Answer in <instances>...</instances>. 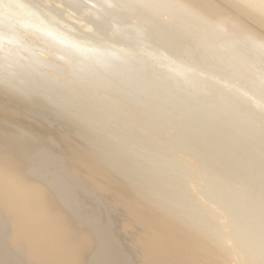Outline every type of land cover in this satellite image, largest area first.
Here are the masks:
<instances>
[{
  "label": "bare ground",
  "instance_id": "obj_1",
  "mask_svg": "<svg viewBox=\"0 0 264 264\" xmlns=\"http://www.w3.org/2000/svg\"><path fill=\"white\" fill-rule=\"evenodd\" d=\"M28 1L30 2V0ZM28 1L26 3L24 0H0V66L10 67L8 71L0 70V264H134L131 257H135L136 264H243L246 255L252 258L253 263L264 264V212L259 209V206L254 205V200L253 203L246 201V191L253 182L250 183V180L248 184L244 182L246 188L243 184L241 186H244L243 188L246 190L241 189L244 192L240 193V190L239 192L232 190V179H230V185H228L229 183L223 184L222 188L216 191V197L215 193L211 196L207 192L209 190L197 192L194 183H190V189L195 193L193 196L203 206L202 209L207 212L208 217L216 220L223 227L225 225L221 234L212 238L185 221V211L182 212L183 216L178 215L172 199L150 193L145 189L143 183H147L151 187L156 181V173L152 177L149 175L148 178L144 176L141 179L136 178L131 170L128 171L131 164L125 160L126 155L123 156L125 153L122 155L116 150V146V149H111L108 143L105 144L109 139L103 135L105 134L103 130H99L101 127L93 124L94 128L96 127L100 131L96 129V132H103L100 139L96 138V135L93 136L96 132L92 133L95 131L92 125L91 128L94 131L90 132L91 129L88 131L87 128L85 129L87 131L82 130L80 123H77L75 118H73L74 121L71 118L77 114L70 113L71 109L68 107L67 109L65 107L67 105L64 106L56 99L59 94L65 95L64 97L72 95L71 97L75 96L74 101L82 100L85 106L93 104L92 107L96 106V108L107 112L115 109L110 114L111 119H117L118 123L122 124V120L119 121V119L124 118L128 128L137 126V129L146 131L152 128L157 133L166 124L160 120V125H158L159 119L155 120L154 115L152 117L149 115L153 114L151 112L155 108L166 103L170 105L169 101L174 102L179 108H183L188 104V101L193 99L192 96V98L186 96L188 93L185 96L179 95L180 97L177 98L175 91L167 85L161 84L162 80L159 83L150 79L151 77H146L143 74L144 70L142 71L145 66V61L142 60L144 58L132 57V51L129 50L137 49V47L133 44H131L133 47L130 46L131 42H125L127 37L124 42H121L124 43L122 48L117 44L120 43L117 40L115 43L118 45H116L117 48L120 47L119 49L116 47L112 49L110 46V49L103 48L105 43L101 41H103L104 35L102 36V33L97 32L96 29L100 25L90 26L93 21L89 22L88 17H92L91 13L95 11L98 14V10L99 13L100 10L106 13L108 11V17L115 18L114 23L117 30L122 24L124 33L128 34L130 32L128 30L133 27L138 37H140L139 35L151 37V34L156 36L160 47L153 48V52L155 51L153 56L156 55L154 57H163L164 60L166 58L167 69L169 66L174 73L185 75L184 79L187 81L199 82V86L205 94L215 95L219 100L227 101L230 107L220 112L207 111L205 106L203 107L197 102L195 108L194 106L191 109L188 108L194 110L195 113L191 112V115L186 112V120L190 118L198 120L197 122L201 120L202 125H205L203 128L216 124H225L228 127L233 124L237 112L243 115L241 118L247 122L244 123L245 125L238 123L232 128L230 125L231 129L228 128L229 130L217 127L212 132L210 131L212 134L209 132L210 135L205 134L206 132L201 136L198 135L205 141L213 139L215 136H225L224 142L228 145L224 143L225 147L223 150L220 149L221 156L216 157L217 159L211 153L213 151L215 154L214 147L187 154L186 161L193 164L198 170H207L208 168V170L214 171L213 168L219 166L220 172V166L224 165L228 158L230 159L236 149L249 145L264 129L259 130L256 127L257 119L264 117V0H88L87 8L94 12L85 9L87 12L89 11L90 15L88 14V17H84V19H81L82 16L80 19L78 17L82 13L77 15L76 12L74 16L77 15V18L73 17L72 13H70L72 15L67 14L68 16L59 13L65 8V5L78 4L80 0H57L54 3L50 0H36V3L32 1L30 4ZM83 1L81 0V2ZM32 3L35 6L31 5ZM38 6H43L44 11H39L42 8L38 10ZM108 6L111 8L109 9ZM53 7H55V11L59 10V12L52 11ZM165 12L167 17L159 16ZM75 20L78 21L76 24L79 23L81 28L78 24L79 28L73 25ZM83 20L85 21L82 22ZM108 21L110 24L113 23ZM180 21L190 24L183 25V27L181 26L183 23ZM175 22L177 25L174 27L171 23L175 24ZM115 26L113 27L115 28ZM113 27L110 26L111 33L114 31ZM93 28L96 29L97 34ZM127 28L129 29L126 30ZM1 29L7 32L3 33ZM178 32L196 36L197 39L195 37L193 39L196 41L199 39L198 43L196 42L197 48L204 49L207 54L198 60H188L183 56H177L178 53L174 52L178 51V49H174L175 39H177V45H179V41L180 44H182V40L186 41V39H178L182 35H179ZM116 34L115 36H117ZM109 35L112 34L109 33ZM109 35L108 37L112 39L113 35ZM118 35V40H120L122 35L121 33ZM183 35L182 37L189 36ZM125 36L127 35L125 34ZM130 36L129 39H133V35ZM190 36L188 40H190ZM112 40L114 41V38ZM148 40L151 41L150 38ZM136 41H138L137 38ZM217 41L221 42L220 46L215 45ZM111 42H108L107 45L109 43L111 45ZM153 42L155 43V41ZM127 43V48L131 47L129 50L125 48ZM112 44L114 45V43ZM149 47L146 49L144 47V50H150ZM191 47L189 49L192 52L195 51ZM135 53L137 54L136 51ZM141 54L142 52L140 57ZM170 55L174 57L171 58ZM72 56L77 58L78 63L80 61V63L88 64L87 68L90 69L84 68L85 71H79L78 68V70L73 69L81 64H74L70 59ZM209 57L210 61L214 58L213 61L217 62L215 64L212 61L215 65L208 69L210 72L220 76L226 75L222 69H231L232 76H236V78L243 76V80L236 79L239 83L233 82L226 86L221 81L217 82V78L214 79L211 75L210 77L203 76L204 74L197 71L199 69L188 65L203 67L202 63L209 62L207 60ZM156 59L158 60V58ZM162 62L165 65L163 59ZM68 63L73 64L74 67L72 65L69 67ZM219 68L222 69L219 70ZM107 71L111 72L112 76H107ZM148 71L152 70L148 68ZM113 73L118 77H115ZM168 75L166 74V77ZM160 77L162 78V76ZM228 77L231 76L228 75ZM241 77L240 79H242ZM168 79L170 78L163 81L166 82ZM134 81H136V85L135 83L131 84L133 90L138 88L145 92L144 88L146 91L150 89L148 97L145 98L156 97L154 103L153 99L148 100L153 104L148 102L150 104L147 105L149 107L152 104L154 109H149L151 106L149 108L145 106L144 110L137 111L136 114L132 112L139 101L143 103L139 104L140 107L145 102L147 103L143 97L136 102L138 97L135 95H139L141 91L137 90L136 93L127 88L126 85ZM122 82L125 86L121 84ZM131 85L128 87H132ZM240 89L245 94L253 96L255 100L253 98L251 100L248 98L249 96L244 97ZM149 95L153 96L149 98ZM83 102H81V106H83ZM216 102L218 103L217 100ZM252 105H255L256 111L252 109L251 112L254 113L251 114L253 115H248L247 111H250ZM163 107V111H165L166 105ZM184 109L186 108L184 107ZM123 110H129L130 115L126 117L124 114L128 115V112L125 113ZM102 113L100 116L103 115ZM161 113L162 111L160 115ZM93 114L96 115L92 112L91 115L93 116ZM91 115H89L90 120ZM78 117L76 118L78 119ZM160 118L162 119V117ZM84 120L86 125L89 119L85 118ZM96 120L93 119V121ZM99 120L102 124V120ZM72 121L77 124L79 131L69 132ZM55 123H58V126H54ZM106 123L108 122L106 121ZM111 123L113 126L115 125L114 122ZM75 125L74 127H76ZM190 125L192 123H189ZM88 126L90 125L85 127ZM110 126L112 127V125ZM194 126L197 127V125ZM114 127L112 128L116 130L117 127ZM126 127L123 126L124 130ZM178 127L180 126L176 128ZM129 129L132 130V128ZM193 130L194 128L191 133ZM113 131L111 129V132ZM118 131L121 133L120 130ZM113 133L116 134V131ZM108 134L110 135V130ZM115 134L111 133L112 136ZM109 137L111 139V136ZM112 138L114 141V137ZM180 138L182 139L181 136ZM221 139L223 138L221 137ZM173 140L175 141V139ZM197 140L194 141L198 142ZM228 140H235V143L232 144L230 141L231 145ZM214 141L217 143L216 140ZM182 143L191 146V141ZM194 144L193 142L192 145ZM254 144V150L247 153L249 155L246 159L250 158L251 161L264 163V141L261 142L258 139V143ZM121 147V145L118 146L120 149ZM201 162H207L208 165L203 166ZM145 168H142V171ZM246 169L249 170L245 167L236 168L238 177ZM217 171L215 170V172ZM148 173L146 172V174ZM263 173L264 171L256 174V178L258 176L261 179ZM141 174L143 172L137 175L142 176ZM203 175L206 177V172ZM218 175L220 176L219 173ZM220 177H216L218 180L215 178V182H219ZM238 181L237 179L236 183ZM254 183L255 185L251 188L257 186L256 182ZM167 185L175 190L176 185L170 183ZM244 193L246 199L243 197ZM226 199L229 201L228 203ZM248 199L250 198L248 197ZM225 200L226 203L223 204ZM184 204L190 205L193 210L198 208V205L193 204L190 200ZM260 207L263 208L264 205H260ZM104 208H117L124 213L123 231L120 230L122 233L124 232L121 235L127 242V248L133 250L130 255L128 251L126 254L121 250L120 245L122 244L113 235L111 222L103 224L98 217H94L93 214L102 213ZM191 215H194V211H191ZM194 223L196 224V222ZM203 223L201 221L198 225L202 226ZM243 253H245L244 257Z\"/></svg>",
  "mask_w": 264,
  "mask_h": 264
},
{
  "label": "rangeland",
  "instance_id": "obj_2",
  "mask_svg": "<svg viewBox=\"0 0 264 264\" xmlns=\"http://www.w3.org/2000/svg\"><path fill=\"white\" fill-rule=\"evenodd\" d=\"M26 3H27V1L28 0H24ZM34 2V3H36L37 1H39V0H30V2ZM42 1V0H41ZM44 1V0H43ZM52 3H54V1H57V0H50ZM59 1V0H58ZM61 1V0H60ZM83 1V0H82ZM30 2L28 1V3L30 4ZM80 3H82V4H80ZM71 4V6H69ZM70 4H67V5H65V8L63 9V10H60V12H59V10H56L57 12H59V13H61L60 15H63V16H66L67 14L68 15H72L73 17H76L77 15H79L80 13H82V15H79L78 17H79V19H80V16H82V18L81 19H84V17L85 18H87L88 17V14L90 15V13H88L89 11L91 12V11H93L94 12V10H91V9H88L87 7H88V0H84L83 2H81V0L78 2V4L77 3H75V4H73V3H70ZM31 5H33V3L31 4ZM58 5V4H57ZM85 5H86V7H85ZM33 6H35V5H33ZM32 7V6H31ZM39 7V6H38ZM71 7V8H70ZM78 7V8H77ZM80 7H82L81 9H80ZM109 7V9L111 8L110 6H108ZM40 8H42V9H40ZM40 9V10H39ZM52 9V11H54V12H56L54 9H55V7H53V8H51ZM81 11H80V10ZM84 9V10H83ZM85 9H88L89 11L87 12V10H85ZM38 10L39 11H41V12H43L44 11V8H43V6H40L39 8H38ZM77 10V11H76ZM80 11V12H79ZM101 12L99 13V10H98V14H97V11H95L94 13L95 14H97V15H95L94 13H91L92 15V17H95V18H92V17H88V19H89V22H92V23H90V26L91 25H93V27H97V26H94V25H100V27H98V28H96L98 31L97 32H99L102 36H103V38H102V40L103 41H101V42H103V43H105L104 45H103V48L105 49V48H109V46L110 47H112V49H113V47H116V45L118 44V45H121L120 47L122 48V44H124V43H121L122 41L124 42V40H125V38L127 39V40H125V42L127 41L128 43H130L129 45L130 46H132L131 44H133L134 46H136L137 47V49H131V47L130 48H127L128 47V43H127V46L125 47L126 49H131V50H129L132 54H133V56L132 57H134V56H138V58H140V59H142V58H144V59H142V60H144L145 62V66L142 68V71H143V74L146 76V77H148V78H150V79H152L153 81H155V82H161V80H162V85L164 86H168V87H170L173 91H175V93H176V97L177 98H179L180 96H185L186 95V93H188L186 96H189L190 98H192L193 97V99H191L190 101H188L187 103L189 104V103H191V104H187L186 106H184L186 109H184V107L182 108V107H178L177 105H175V103L174 102H172L171 103V101H169L170 102V105L169 104H164L163 106H165L166 105V107L168 108V111H167V108H165V111H163V109H164V107L163 106H160V107H158L159 108V110H156V109H158V108H155V110H156V112H155V110H153L151 113H153V114H149V115H151V117H152V115H154L153 117H154V119L155 120H158V125H160L159 124V122H161V121H163L165 124H166V126L165 127H163L164 128V130H162L163 128H161L160 129V132L159 133H162V134H159V133H157L154 129H152V128H148L149 130L148 131H146V130H140V128L139 129H137L138 127L136 126V128H135V126L133 127V126H129V128H132V130L131 129H129L128 128V126L126 125V123L124 122L125 120H123V119H119V121H121L122 120V124L119 122L118 123V120L116 119V120H113V119H111L110 118V114L115 110V109H112V110H108V112L107 111H104L103 109H101V108H96V106H94V107H92L93 106V104H88V106H85L84 104V102L82 101V100H75L74 101V99H75V96H73V97H71L70 95L67 97H64V96H62L61 94H59L58 96L59 97H56V99L61 103V104H63L64 106L65 105H67V106H65L66 108L68 107V108H70L69 110H70V113H72V114H77V115H74V116H72L71 118H72V120H73V118H75L74 120L75 121H77V123H80V125H81V129L82 130H85L86 128H87V130L89 129H91L90 130V132H92V128H91V125L93 126V124H95L94 126H99V127H101V129H99V130H103V132H105V134H103V132H101V133H99L100 131L95 127L94 128V126H93V128H94V132H92L93 134L98 130L99 132H96L93 136H95L96 138H99L100 139V137L101 136H107L106 138H108L109 139V141H107L105 144L107 145V143H108V146H111L110 148L111 149H116L117 151H119V152H121L122 153V155L123 156H125V160L126 161H129V164H131V166L128 168V171H130L131 170V172H133L134 173V176L136 177V178H139V179H141L143 176L144 177H146V178H148V177H152V175L154 176V174L156 173V174H158V175H156L155 174V178H156V181H155V183L150 187L147 183H143L144 184V186L146 187L145 189H147V191H149L150 193H153V194H156V195H162V196H167V197H169L170 199H172L173 200V205L175 206V208H176V213L178 214V215H181V216H183L182 215V212H184L185 211V213H186V215H185V217H186V220L185 221H187L190 225H192V226H194V227H196V228H199L200 229V232L202 233H205V234H207V235H209V236H211L212 238H214V237H217L218 236V234H221V231H222V229L225 227V225H224V227L223 226H221V225H219L218 223H217V221L216 220H214V219H212V218H209L208 217V214H207V212L205 211V210H203L202 208H203V206L200 204V203H198L197 202V199H196V197H194L193 195L195 194L191 189H190V183H194V185H195V190L197 191V192H200V191H202V192H206V190H209V191H207L209 194H211V196H212V194H214L215 195V197H216V195H217V192L216 191H218V190H220L221 188H222V185L223 184H228V185H230V183H231V181H232V184L231 185H233V186H231L232 187V190L234 191H238L239 192V190H240V193H241V191H243L244 192V190H246L245 188H246V184L244 183V182H247V184H248V181L251 183V182H256V185L257 186H255L254 188H251V186H253V185H255V183L253 184H251L250 185V188H248L247 189V191H246V194H247V199H248V197L250 198V199H246V197H244L245 196V193H244V195H243V197L246 199V201L248 202V203H253V200H254V202H255V206L257 205V206H259V209L262 211L263 210V212H264V207L262 208V207H260V205L261 206H263L264 205V200H263V198H264V180L262 181V179H264L263 178V176H262V178L261 179H259L258 178V176H257V178H256V174H258L259 172H262V171H264V163L262 162H255V161H251L250 160V158L249 159H246V158H248L247 156L249 155V154H247V153H249V151H252V150H254V148H255V144L254 143H258V139H260L261 140V142H263L264 141V117H260V118H258L257 119V124H256V127H257V129H263L262 130V132L257 136V138H255V140L253 141V142H251V143H249V145L247 144V145H244L243 146V148L241 147V148H239V149H236L232 154H231V156H230V159L228 158V161L226 162V163H224V165H222V166H220V172H219V166H217V168H215L214 166V171L213 170H208V168H207V170L205 169V170H198L193 164H191V163H189V162H187L186 161V157H187V154H189L190 152H194V151H197L198 152V150H199V152H201V151H203V150H207V149H211V148H213L214 149V152H215V149H216V152H215V154L213 153V151L211 152L215 157V159H217L218 157H219V155L221 156V154H219V152H220V149L221 150H223V148L225 147V145H224V140H225V136H221L223 139H221V137L220 136H215V138H213V139H210V140H204V139H201V135L203 134V133H205V134H207V135H210V134H212L211 132L213 131V130H215L217 127H222V129H224V130H229L228 128H230L229 126L231 125V128H232V126H235V124H238V123H240V125L242 124V125H245L247 122L246 121H243L242 120V118L241 117H243V115L240 113V112H237L236 114H235V119H234V121H235V123H234V121L232 122L233 124H230L228 127H227V125H225V124H216L215 126H206L208 129H211V130H208L207 128H203L205 125H202L203 124V122L201 121V120H199V122H197L198 120H195L194 118H190V119H187L188 121H189V123L191 124L192 123V125H190L189 126V123H188V121L185 119L186 118V112H188L189 114H191V112L194 114L195 113V111L193 110H190L191 108H192V106H194V108H195V106H196V104H198V103H200L201 105H203V107L205 106V108L207 109V111L208 110H211V111H217V112H220V111H225L226 110V108L227 109H229L230 107H229V105H228V103H227V101H221V100H219L218 99V97L217 96H215V95H207V94H205V92L204 91H202L201 90V87L199 86V82H194V81H187V80H185L184 78H185V75H182V74H179V73H174V71L172 70V68L170 69V67L168 66V68L171 70V73H172V75H175V74H179L178 76L177 75H175V76H172L171 75V73H170V70L169 69H167V65H166V61L165 60H167L166 58H165V60H164V58L163 57H161V58H159L158 56L157 57H154V56H156L155 54H154V56H153V53L155 52H153V48H155V47H160L159 46V44L157 43L158 41H156L157 40V38H156V36H154V35H150L151 37H144V36H141V35H139L140 37H138V36H136V35H138V34H136L135 32H136V30H135V28H130V30H128L129 28H127L126 30H128V31H130V32H128V34H127V32L126 33H124V32H122V31H124V26L121 24V26L118 28V30H117V26H115L116 24L114 23V21H115V18H111V17H108V11H107V13L105 12V11H102V10H100ZM76 12H77V15L76 16H74V14H76ZM79 12V13H78ZM70 13H72V14H70ZM102 13H104V14H102ZM86 14V15H85ZM94 14V15H93ZM99 14H102V15H99ZM107 14V15H106ZM67 15V16H68ZM85 15V16H84ZM96 16H99V17H96ZM102 16V17H101ZM104 16V17H103ZM160 17L162 16V17H167V14H166V12H165V14H163L162 15V13H161V15H159ZM158 16V17H159ZM101 17V18H100ZM106 17H108V18H106ZM159 17V18H160ZM77 18V17H76ZM91 18V19H90ZM105 18V19H104ZM74 19V18H73ZM130 19V18H129ZM129 19H128V21H129ZM92 20V21H91ZM96 22H95V21ZM108 20H110V22L112 23V24H110L109 23V21ZM125 21H126V19H124ZM131 20V19H130ZM85 20H83L82 22H84ZM100 21V22H99ZM108 21V22H107ZM183 21V20H182ZM8 22V21H7ZM76 22H78L77 20H75L74 21V24L73 25H75L76 26V28L79 26L80 27V25H79V23H77L78 24V26H77V24H76ZM104 22V23H103ZM124 22V21H123ZM127 22V21H126ZM181 22V21H180ZM94 23H97V24H94ZM98 23H101V24H98ZM181 23H183V22H181ZM188 24H190V23H188ZM188 24L184 21V23L183 24H181V26H188ZM7 25V24H6ZM102 25V26H101ZM109 25V26H108ZM171 25L172 26H174V25H177V23L175 22V24L174 23H171ZM110 26H115V28L113 27V30L114 31H112V33H111V28H110ZM123 26V27H122ZM183 26V27H184ZM5 27V26H4ZM78 27V28H79ZM101 27H104V28H101ZM109 27V28H108ZM122 27V28H121ZM175 27V26H174ZM81 28V27H80ZM101 28V29H100ZM121 28V29H120ZM94 29V32H95V28H93ZM188 29V28H187ZM8 30V29H7ZM80 30H82V29H80ZM100 30V31H99ZM106 30V31H105ZM109 30V31H108ZM115 30H116V32H115ZM121 32H120V31ZM133 30H134V32H133ZM1 31L4 33V32H7V31H5V30H2L1 29ZM83 31V30H82ZM132 31V32H131ZM187 31V30H186ZM97 32H95L96 34H97ZM104 32H105V34H104ZM115 32V33H114ZM121 33V37H120V40H118V37H119V33ZM109 33L110 34H112V35H109ZM114 33V34H113ZM116 33H118V34H116ZM124 33V34H123ZM131 33H134V34H131ZM109 36H112L113 38H114V41L110 38V37H108V35ZM115 34L117 35V36H115ZM125 34L127 35V36H125ZM178 34L179 35H181L180 34V32H178ZM183 34H185V35H191V34H186V32H183ZM182 34V35H183ZM129 35V36H128ZM130 35H133L132 37H133V39L131 38V39H129L131 36ZM182 35H181V37H182ZM185 35H183V36H185ZM92 36V35H91ZM95 35L93 34V37H94ZM154 36V37H153ZM189 36H185V37H179L178 39H186V41L184 40H182L181 41V43L182 44H180V41H179V45H177V39H175L176 41H175V47H174V49H178V51H174L175 53H178L177 54V56H183V58H186V59H188V60H198V59H200L201 57H203V56H205L206 54H207V52H205V50L204 49H202V48H197L198 47V45H197V43H198V40L196 41L195 39H197L196 38V36H190V40H188L189 39ZM137 38V40L138 41H136V38ZM178 37V36H177ZM195 37V39H193ZM100 38V37H99ZM109 38V39H108ZM116 38V39H115ZM121 38H123V40H121ZM151 39V41H149L148 39ZM156 38V39H155ZM95 39H98L97 37H95ZM106 39V40H105ZM111 39V40H110ZM135 39V40H134ZM146 39V40H145ZM105 40V41H104ZM108 40H110V41H108ZM119 41L120 43H117V41ZM129 40V41H128ZM142 40V41H141ZM155 41V43L153 42V41ZM194 40H195V43H194ZM111 41H113V42H111ZM141 41V42H140ZM145 41H147V42H145ZM191 41V42H190ZM108 42H111V45H110V43L107 45V43ZM117 44H116V43ZM140 42V43H139ZM185 42V43H184ZM193 42V43H192ZM112 43H114V45L112 44ZM149 43V44H148ZM217 44H219V45H217V44H215L216 46H220V41L218 42H216ZM143 44V45H142ZM152 44V46H150ZM183 44H184V46H183ZM188 44H190V45H188ZM192 44H193V46H192ZM195 44V45H194ZM102 45V44H101ZM117 45V46H118ZM141 45V46H140ZM146 45H147V47H149L150 48V50L149 49H147V50H149L148 52H147V50H144V47H145V49L147 48L146 47ZM156 45V46H155ZM182 45V46H181ZM105 46H107V47H105ZM193 48H192V47ZM195 46H196V48H195ZM119 47V48H120ZM133 47V46H132ZM135 47V48H136ZM141 47H143L142 49H141ZM187 48V49H184V48ZM189 47H191L193 50H195V51H193L192 52V50H190L189 49ZM119 48H117L116 47V49H119ZM151 48H152V51H151ZM195 48V49H194ZM110 49V48H109ZM115 49V48H114ZM141 49V50H140ZM156 49V48H155ZM154 49V50H155ZM198 49H199V51H198ZM139 50V51H138ZM197 50V51H196ZM136 51L137 52V54L135 53L134 54V52ZM150 51H151V53H152V55L150 54ZM189 51H191L190 52V54H188L189 53ZM142 52V54H141V57H140V53ZM144 52V53H143ZM197 52V53H196ZM203 52V53H202ZM181 55H180V54ZM145 55V56H144ZM200 55H202V56H200ZM152 56V57H151ZM171 56V55H170ZM189 56H190V58H189ZM154 57V58H153ZM174 56H171V58H173ZM72 58H74V59H72ZM149 60H148V59ZM156 58H158V60L156 59ZM70 59L73 61V63L74 64H81V65H79V67L77 66V67H75V68H73V69H80L79 71H85V69L86 70H88V69H90V68H87L89 65L88 64H83L82 62L80 63V61H79V63H78V60H77V58L76 57H74V56H72V57H70ZM148 60V61H146V60ZM161 59V61H159ZM162 59H163V61H164V63H165V65L164 64H162L163 62H162ZM212 59V58H211ZM214 59V58H213ZM213 59L210 61V57L207 59V60H209V62L208 61H206V62H203L202 63V66L203 67H199V66H197V65H191V64H188V65H190V66H193L194 68H196V69H199V70H197V71H200L201 73H202V75L203 76H208V77H210V75H211V77L213 76V78L215 79V78H217L216 79V81L218 82L219 81V83H220V81H221V83H223L224 85H228V84H230V83H239L237 80H243V76L241 77L242 79H240V77L239 76H237L238 78H236V76H232L233 74V72L231 71V69H229V70H225V69H222V68H219V70H221L222 69V71L224 72L225 71V73H226V75H220V76H218V75H216V74H214V73H212V72H210L208 69H211V67H212V65L214 66L217 62L216 61H213ZM71 61V62H72ZM212 61L215 63H212ZM70 62V61H69ZM184 63V62H183ZM205 63V64H204ZM204 64V65H203ZM206 64H207V67H205L206 66ZM69 65H72L73 66V64H70V63H68V66ZM84 65V66H83ZM219 65V64H218ZM71 66V67H72ZM76 66V65H75ZM70 67V66H69ZM74 67V66H73ZM90 67H92V66H90ZM205 67V68H204ZM0 70L1 71H8L9 69H10V67H6V66H0ZM85 68V69H84ZM145 68H147L146 70H145ZM148 68L150 69V70H152V71H148ZM202 68V69H201ZM77 69V70H78ZM137 69V68H136ZM205 69V70H204ZM155 72H154V71ZM168 70H169V72H168ZM173 71V72H172ZM199 72V73H200ZM230 72H232V73H230ZM108 75L107 76H110L112 73L111 72H109L108 73V71L106 72ZM106 73H105V75H106ZM154 73V74H153ZM160 73H161V75H160ZM206 73V74H205ZM149 74H151V75H149ZM166 74L168 75V77H166ZM209 74V75H208ZM232 74V75H231ZM113 75H114V73H113ZM153 75V76H152ZM163 75H165V76H163ZM228 75H230L231 77H228ZM112 76V75H111ZM115 76V75H114ZM160 76H162V78L160 77ZM169 76H171V77H169ZM179 76H181L180 78H179ZM183 76V77H182ZM115 77H118V75L117 76H115ZM154 77V78H153ZM158 77V78H157ZM159 77H160V80H159ZM166 77V78H165ZM173 77H175V78H173ZM228 77V78H227ZM157 78V79H156ZM167 78H170V79H168V80H166V82L165 81H163V80H165V79H167ZM177 78V79H176ZM179 79V80H178ZM237 79V80H236ZM118 80V79H117ZM173 80V81H172ZM120 81V80H119ZM175 81V82H174ZM223 81V82H222ZM118 82V81H117ZM136 81H134V82H131V83H129V85H126L127 86V88H129L130 90H133L134 88H133V86L132 85H134V84H132V83H135ZM174 82V83H173ZM225 82V83H224ZM119 84V83H118ZM122 85H123V82L121 83ZM132 84V85H131ZM175 84V85H174ZM180 84V85H179ZM185 86H184V85ZM195 84V85H194ZM122 85L120 86V87H122ZM132 86V87H128V86ZM135 85H136V83H135ZM178 85V86H177ZM194 85V86H193ZM123 86H125V85H123ZM175 86V87H174ZM137 87V86H136ZM189 87V88H188ZM193 87V88H192ZM195 87H197V89H195ZM132 88V89H131ZM174 88H175V90H174ZM182 88V89H181ZM149 89V88H148ZM147 89V90H148ZM180 89V90H179ZM194 89H195V91H194ZM137 90H139L138 88H137ZM137 90H133L134 92H136ZM150 90V89H149ZM146 91V88H144V90L143 91H145V92H142V90H139V91H141L140 93H139V91H138V93H139V95H135L136 97H138L137 98V100H136V102H138V99L140 100V99H146L147 100V103L145 104L144 103V108H143V106H141L140 107V105L139 104H143V103H141L140 101H139V104L136 106L135 105V107L132 109V112L134 113V114H136V112L137 111H142V110H144L146 107L147 108H149L150 106V108L149 109H152L153 107V103L155 102V99H156V97H154L153 95H149V98L151 97V96H153L152 97V99H153V103L151 102V101H148V100H152L151 98L150 99H148V98H145V97H148L147 96V94H148V92H150V91ZM182 90H185V91H183L182 92ZM191 90V91H190ZM199 91H201V92H199ZM185 92V93H184ZM199 92V93H198ZM240 92H243L242 94L244 95V97L246 96V97H248V98H251V100H252V98H253V96H251V95H248V94H245V92L244 91H242L241 89H240ZM137 93V92H136ZM179 93V94H178ZM193 93V94H192ZM204 93V94H203ZM144 94H146V95H144ZM178 94V95H177ZM182 94V95H181ZM202 95V96H200V95ZM68 95V94H67ZM100 95H101V93H100ZM180 95V96H179ZM117 96H119V95H117ZM179 96V97H178ZM192 96V97H191ZM214 97V98H212V97ZM251 96V97H250ZM141 97V98H140ZM143 97V98H142ZM176 97H174L175 99H177ZM155 98V99H154ZM196 99V100H195ZM254 100H255V98H253ZM198 100V101H197ZM216 100L218 101V103L216 102ZM212 103H211V102ZM81 102H83V106H81L80 104H81ZM148 102H151L152 104L148 107L147 105L148 104H150V103H148ZM193 102V103H192ZM198 102V103H197ZM206 102V103H205ZM213 102H215V104H213ZM223 104H221V103ZM137 104V103H136ZM207 104V105H206ZM249 104V103H248ZM92 105V106H91ZM168 105V106H167ZM91 106V107H90ZM146 106V107H145ZM189 106V107H188ZM191 106V107H190ZM216 106H218L217 108H216ZM255 105H252V108L250 109V111L248 112L247 111V113H248V115L249 114H251V113H254V112H251L252 111V109L253 110H255L256 111V108L254 107ZM98 107V106H97ZM222 109H221V108ZM250 107H251V105H250ZM67 108V109H68ZM91 108V109H90ZM153 108V109H154ZM177 108V109H176ZM188 108H190V109H188ZM219 108V109H218ZM73 109V110H72ZM99 109H100V111H99ZM214 109V110H213ZM221 109V110H220ZM76 110V111H75ZM183 110V111H182ZM89 111H90V113H89ZM93 113H96V115H94L93 114V116L91 115V113L92 112ZM100 113H99V112ZM102 111H104L103 113H102ZM125 110H123V112H124ZM157 111H158V113H157ZM162 111V113H161V115H160V112ZM128 112V113H127ZM103 114L104 115V117H102L103 115H101L100 116V114ZM125 113H127L128 115H126V114H124L126 117L127 116H129L130 115V111L128 110H126L125 111ZM175 114V115H174ZM78 115H79V117H78ZM89 115H91L92 117H91V120H90V116ZM159 115H160V117H162V119L159 117ZM180 115V116H179ZM192 115V114H191ZM251 115H253V114H251ZM81 116V117H80ZM166 116V117H165ZM171 116V117H170ZM183 116V117H182ZM215 116V115H214ZM239 116H240V119H239ZM76 117H78V119L76 118ZM95 117V118H94ZM99 117V118H98ZM177 117H179V118H181L180 120H179V118H177ZM249 117H251V116H249ZM89 119L90 121H92V122H90L89 120H88V122H87V120H86V125H85V120L84 119ZM98 118V119H97ZM105 118V119H104ZM93 119L94 120H96V121H93ZM99 119H101L102 121L101 122H103V123H105L106 125H104L103 123V125L102 124H100V120ZM110 119H111V121H110ZM154 119H152V120H154ZM164 119V120H163ZM184 119V120H183ZM262 119V120H261ZM73 120V121H74ZM82 120V122H79V121H81ZM105 120V121H104ZM109 120V121H108ZM113 120V121H112ZM161 120V121H160ZM166 120V121H165ZM186 120V121H185ZM193 120V121H192ZM72 121V126L70 125L69 126V128H70V130H69V132H71L72 130L73 131H79L78 129V127H77V124L75 125L74 124V122ZM99 121V122H98ZM106 121L108 122V123H106ZM168 121V122H167ZM184 121H185V123H184ZM192 121V122H191ZM195 121V122H194ZM258 121H260L261 122V124H260V122H258ZM111 122H114V126H116L117 128H116V130L115 129H113V128H115L114 126H113V123H110ZM162 122V123H163ZM183 122V123H182ZM187 122V123H186ZM195 124H194V123ZM200 122H202L201 124H200ZM242 122V123H241ZM89 123H91V124H89ZM117 123V124H116ZM125 123V124H124ZM156 123V124H157ZM167 123H169V124H167ZM245 123V124H244ZM107 124H109V125H107ZM121 125H123L124 127H126V130H124V128H123V126H121V128H120V126ZM181 124V125H180ZM197 125V127L196 126H194V125ZM74 125L76 126V127H74ZM87 126V125H90V126H88V127H85V126ZM110 125H112V127L110 126ZM118 125V126H117ZM126 125V126H125ZM155 125V124H154ZM187 125H188V127H187ZM202 127H201V126ZM261 125V126H260ZM54 126H58V123H55L54 124ZM177 126H180V127H178V128H176ZM182 126V127H181ZM90 127V128H89ZM110 127V128H109ZM119 127V128H118ZM191 127V128H190ZM227 127V128H226ZM260 127V128H259ZM167 128V129H166ZM192 128H194V130H193V132L195 131V133H191V131H192ZM202 128V129H201ZM230 128V129H231ZM97 129V130H96ZM111 129H112V131L113 132H115L116 131V134L115 133H113V132H111ZM120 130V132L121 133H119V131L118 130ZM205 129H207V130H205ZM87 130H85V131H87ZM88 130V131H89ZM109 130H110V135L108 134V132H109ZM184 130H186V131H184ZM107 131V132H106ZM189 131V132H188ZM203 131V132H202ZM211 131V132H210ZM118 132V133H117ZM208 132V133H207ZM209 132H210V134H209ZM111 133L112 134H115L114 136H112L111 135ZM188 133V134H187ZM103 134V135H102ZM198 135H200V136H198V138H197V136ZM262 135V136H261ZM109 136H111V139H110V137ZM180 136L182 137V139L180 138ZM187 136H189V138H186ZM262 138H260V137ZM112 137H114V141H113V138ZM175 137V138H174ZM200 137V138H199ZM219 137V138H218ZM172 140H171V139ZM178 138H180V139H178ZM198 139L197 141L198 142H195L194 140H196V139ZM217 138L219 139L218 141H217ZM102 140H104L103 138H101ZM173 139H175V141L173 140ZM184 139V140H183ZM187 139V140H186ZM194 139V140H193ZM177 140H179L181 143L183 142V141H187V142H190L191 141V146H193V147H191L190 145L188 146L187 144L186 145H184L183 143V145L179 142V141H177ZM183 140V141H182ZM189 140V141H188ZM200 140V141H199ZM213 140H216L217 141V143L214 141L213 142ZM263 140V141H262ZM113 141V142H112ZM222 141H223V144H222ZM230 141H232V144H234L235 143V140H230ZM230 141L228 140V143L229 144H231L230 143ZM176 142V143H175ZM180 143V144H178V143ZM195 143L194 145H192V143ZM214 143H215V146H214ZM174 144H177L176 146L174 145ZM197 144V145H196ZM220 146H222V145H224V146H222V147H220ZM222 144V145H221ZM225 144H227V143H225ZM231 144V145H232ZM102 145H104V144H102ZM114 145V147H112ZM120 145L122 146L121 147V149L120 148H118V146L120 147ZM228 145V144H227ZM115 146H116V148H115ZM178 146V147H177ZM247 146V147H246ZM123 147H125V148H123ZM209 147V148H208ZM193 148V149H192ZM124 150V151H123ZM128 151H129V153H128ZM221 153V152H220ZM195 155V154H194ZM218 155V156H217ZM262 155H263V153H262ZM217 157V158H216ZM128 158V159H127ZM264 158V157H263ZM250 160V161H249ZM248 163V164H247ZM201 164L204 166H207L208 165V163L207 162H201ZM251 164V165H250ZM248 165V166H247ZM147 169H146V168ZM249 168V170L248 169H246V171H244V172H242L240 175H239V177H238V174L236 173V168H239V169H242V168ZM250 167H251V169H250ZM142 168H145V170L143 169V171H142ZM152 168H154V169H152ZM147 170V171H146ZM150 170V171H149ZM215 170H218L217 172H215ZM261 170V171H260ZM141 172H143V174H141L142 176H140V175H137L138 173L140 174ZM146 172L148 173V172H150V173H148V174H146ZM204 172H206V177H204V175H203V173ZM215 173V174H214ZM218 173L220 174V176H222V177H220L219 175H218ZM234 173H236V174H234ZM243 174V175H242ZM264 174V173H263ZM150 175V176H149ZM215 175H217V176H215ZM157 176V177H156ZM214 176H215V178L217 177V178H221L220 180H219V182H215V178H214ZM219 176V177H218ZM225 176V177H224ZM232 176V177H231ZM233 176H234V178H233ZM238 177V178H237ZM216 178V179H217ZM223 178V179H222ZM226 178V179H225ZM230 179H232L231 181H230ZM233 179H234V181H235V183H233L234 181H233ZM239 180L237 183H239L240 182V184H237L236 183V180ZM253 179V180H252ZM218 180V179H217ZM230 181V182H224V181ZM255 180V181H254ZM213 182H215V184H213ZM258 182H261V183H259L258 184ZM167 183H170V184H172V185H176V187H175V190L173 189V187H170L169 185H167ZM245 185H244V184ZM249 183V184H250ZM244 185L245 186V188H243L244 186H241V185ZM158 185V186H157ZM178 187V189H176ZM230 187V186H229ZM170 188H172V190H169ZM238 189V190H237ZM241 189H244V190H241ZM253 189V190H252ZM251 190V191H250ZM234 191V192H235ZM250 193H249V192ZM242 192V193H243ZM249 193V196H248V193ZM186 194V196H184ZM263 195V196H262ZM166 197V198H167ZM252 199V201H250ZM192 201L193 202V204H196V205H198V208L196 209V210H193L191 207H190V205H186V204H184L186 201ZM227 200V199H226ZM226 200H225V202H223V204H225L226 203ZM260 200H261V202H263V203H261L260 202ZM263 200V201H262ZM180 202H182V203H180ZM229 201L227 200V203H228ZM258 202H260V203H258ZM251 205H253V204H251ZM253 205V206H254ZM191 211H194V215H191ZM104 213V214H103ZM94 215V217H98L99 219H100V221H101V223H103V224H110V222H111V226H113L112 227V230L114 231V233H113V235L116 237V238H118L120 241L119 242H121V244L122 245H120L121 246V250L123 251V252H125L126 254L128 253L129 255L131 254V252L133 251L131 248H127V242H126V240H125V238L121 235V230L123 229L122 228V224L124 223V219H125V216H124V213L121 211V210H117V208L116 209H111V208H104L103 209V211H102V213H96V214H93ZM258 215H259V213H258ZM260 216H261V213H260ZM104 217V218H103ZM122 218V219H121ZM107 220V221H106ZM201 221H203L204 223L202 224V226H199L198 225V223H200ZM194 222H196V224L194 223ZM115 227H116V229H115ZM121 229V230H120ZM120 231V232H119ZM123 231V230H122ZM124 233V232H123ZM122 233V234H123ZM131 247V246H130ZM128 251V252H127ZM244 254L245 253H243L242 254V256L244 257ZM252 258H250V257H248L247 255L245 256V258H244V261H243V264H255V263H253V261L251 260ZM133 260V262H134V264H136V259H135V257H131V261Z\"/></svg>",
  "mask_w": 264,
  "mask_h": 264
}]
</instances>
